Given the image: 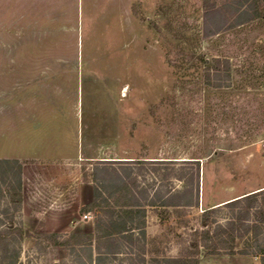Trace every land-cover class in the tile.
<instances>
[{
  "label": "rangeland",
  "instance_id": "374dc122",
  "mask_svg": "<svg viewBox=\"0 0 264 264\" xmlns=\"http://www.w3.org/2000/svg\"><path fill=\"white\" fill-rule=\"evenodd\" d=\"M154 158L175 162L134 164L140 188L199 193L141 200L146 264L186 252L205 209L224 221L264 191V0H0V264H96L118 196L94 203V167ZM189 159L198 181L196 164L176 177ZM137 250L101 264H143Z\"/></svg>",
  "mask_w": 264,
  "mask_h": 264
},
{
  "label": "trees",
  "instance_id": "16d2710c",
  "mask_svg": "<svg viewBox=\"0 0 264 264\" xmlns=\"http://www.w3.org/2000/svg\"><path fill=\"white\" fill-rule=\"evenodd\" d=\"M246 12L240 13L245 15ZM207 32L206 34H208ZM219 62V59L215 60ZM148 162L149 164H157L158 162H175V160H101L94 167V178L100 183L99 188H95L94 203L101 199L102 203H108L109 197L118 196L116 208L106 209L103 211L104 218L100 217L96 220V230L98 231V241L106 239L112 247L101 251V245H97L98 255L95 258L96 264H101L103 256L108 254L117 255L122 250V246H137V257L143 264L148 263L147 260V210L141 200H149L148 205H156L160 202L162 196L158 190L152 195L147 187L140 188L138 177L134 174V164L138 162ZM1 162L10 164L11 160L4 159ZM17 162V161H16ZM177 162V161H176ZM182 172L177 174L179 180H186V172H184L185 164H196L197 181L200 176L201 161L199 159L181 160ZM18 187H21V167L16 173ZM189 178H187L188 180ZM185 183L182 190H168L165 199L161 201L163 206H179L193 205L198 203L199 187L196 189L190 187L193 179H189ZM105 194V195H103ZM189 197L183 203H174L173 199L180 196ZM17 202L20 197L17 195ZM120 199H124V204L120 203ZM159 200V201H158ZM92 203V206H97ZM227 208L237 209L224 221L211 220L212 212L215 208H207L204 210L201 218V228L195 230V238L189 243L186 252L181 253L177 257H163L160 262L162 264H199L200 258L205 254L213 255L219 253H243L253 254L260 257L261 263L264 264V191L259 193H251L243 197L236 198L226 204ZM1 223V220H0ZM19 234L23 236L22 229L18 228ZM56 237V235H49ZM242 239V247L238 248L237 241ZM122 241V242H121ZM92 254V249L90 248ZM90 254V255H91ZM15 259L9 264H15L18 260V253Z\"/></svg>",
  "mask_w": 264,
  "mask_h": 264
},
{
  "label": "crops",
  "instance_id": "0c3cea01",
  "mask_svg": "<svg viewBox=\"0 0 264 264\" xmlns=\"http://www.w3.org/2000/svg\"><path fill=\"white\" fill-rule=\"evenodd\" d=\"M199 264H205V263L203 261H200ZM206 264H262V263L260 257L257 255L234 253V254H226V257L220 261L213 260Z\"/></svg>",
  "mask_w": 264,
  "mask_h": 264
},
{
  "label": "built area",
  "instance_id": "2783aa9c",
  "mask_svg": "<svg viewBox=\"0 0 264 264\" xmlns=\"http://www.w3.org/2000/svg\"><path fill=\"white\" fill-rule=\"evenodd\" d=\"M87 217H88V215H87V214H85V215H84V218H87Z\"/></svg>",
  "mask_w": 264,
  "mask_h": 264
}]
</instances>
